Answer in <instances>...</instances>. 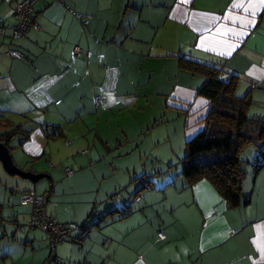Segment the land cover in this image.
I'll use <instances>...</instances> for the list:
<instances>
[{
    "label": "crops",
    "instance_id": "crops-1",
    "mask_svg": "<svg viewBox=\"0 0 264 264\" xmlns=\"http://www.w3.org/2000/svg\"><path fill=\"white\" fill-rule=\"evenodd\" d=\"M19 1L0 0V133L9 131L6 122L31 132L18 134L9 149L17 167L42 178L20 179L0 164V228L9 215L13 231L0 229V244L22 250L15 261L8 246L4 263L264 264L259 150L247 153L244 200L234 207L209 181L190 184L183 160L180 169L171 160L147 161L157 142L152 138L151 151L143 150L141 129L136 136L106 134L111 127L103 123L102 106L109 95L130 98L141 75L153 89L165 85L162 74H177L179 81L186 71L178 57L184 55L223 64L226 82L239 77L238 96L253 101L249 116L264 121V3L41 0L31 28L15 37ZM76 47L81 54H74ZM177 81L171 93L158 95L182 89L175 96L180 106H188L205 83L185 87ZM97 97L104 101L97 104ZM136 154L140 159L131 161ZM29 190L46 195L47 215L70 229L54 250L49 235L26 228L32 208L20 201Z\"/></svg>",
    "mask_w": 264,
    "mask_h": 264
},
{
    "label": "trees",
    "instance_id": "trees-1",
    "mask_svg": "<svg viewBox=\"0 0 264 264\" xmlns=\"http://www.w3.org/2000/svg\"><path fill=\"white\" fill-rule=\"evenodd\" d=\"M178 61L183 71L205 79L197 95L209 102V113L204 120L206 128L187 143L182 175L192 185L209 181L227 203L239 206L244 200L243 182L248 163L241 155L247 147L264 144V121L249 116L253 101L250 95L238 96L239 77L222 80L223 64L184 55ZM5 127L9 131L0 133V143L8 147L18 134L31 133L21 125L13 127L6 122ZM259 151L263 164L258 170L264 167V151ZM141 181L145 187L149 186L147 180Z\"/></svg>",
    "mask_w": 264,
    "mask_h": 264
},
{
    "label": "rangeland",
    "instance_id": "rangeland-1",
    "mask_svg": "<svg viewBox=\"0 0 264 264\" xmlns=\"http://www.w3.org/2000/svg\"><path fill=\"white\" fill-rule=\"evenodd\" d=\"M136 66H138L137 63L133 68H136ZM132 72H135V74L138 75L135 69L131 71V73ZM161 76L167 78V80H165V85L158 84L157 86H154L155 89H153L152 84L145 86V84L141 82L142 75L136 77V79L140 81H135L137 85L133 88L130 87L129 92H133L132 96H130L131 99L123 96L125 98L124 100H116L118 98L115 95H109L108 100L105 103H102V106L107 108V111L104 113L105 117L103 118V123L106 124V126L111 127L107 130L106 134L110 133L111 135L115 131L117 133L116 135L119 137L122 132H125L127 136H136V133L141 129V132H143V138H141V141L144 140L145 144L142 147L143 150L146 152L151 151L152 138L157 142L155 150L147 155V161L151 163L154 162L155 159H162L167 162L171 160L175 165L174 168L179 167L180 169L182 167L181 160H183L186 154L188 141L193 139L199 132L206 128L204 120L209 113V102L207 99L198 96L197 93H193L190 97L191 99L188 101L189 105L180 106L175 98V96L177 97L181 94L182 89L179 88L176 89L172 97L159 96L158 92L167 91L171 93L170 90H175L174 83L178 80L177 74L170 76V73H167L165 75L162 74ZM187 77H189L188 79H190V82L187 80ZM193 79L194 78L191 74L188 75L186 72H182L180 80L177 82H180V84H184V82L186 84V82H188V85L191 83L198 87L204 82V79L201 77H198V79L196 78L197 80H195L194 83ZM199 79L202 80V82H200ZM185 84L183 86L188 87V85L186 86ZM167 105L169 107H167ZM91 108L90 112L95 115L97 111L94 109L93 105H91ZM103 123H100V131L102 128L104 129ZM258 150L263 151L260 144L247 147L241 155L242 159L246 162H250L248 161L249 158L247 153L249 155L250 152H253L257 155ZM136 155L133 158H130L132 159L131 161L140 159V156ZM259 155L260 154H258V156ZM145 158L146 155H144V159ZM130 159L128 161H130ZM252 160L253 159H251V161ZM123 161H127V157L123 158ZM260 161H262V159ZM0 164L3 169H5L1 161ZM11 219L12 218H10L9 215L6 216L4 219L5 221L2 222V229H0L8 230L9 228H7V226H10ZM8 232L13 231L8 230ZM6 239L7 241H12L11 239ZM8 246L11 247V250L15 255V261H17V257L21 254L20 252L22 250L20 251V246L18 244L16 245L11 242V245H9L5 241L3 244H0V264H5L4 260H2L5 256L3 252L7 250ZM12 248L18 250L16 251Z\"/></svg>",
    "mask_w": 264,
    "mask_h": 264
},
{
    "label": "built area",
    "instance_id": "built-area-1",
    "mask_svg": "<svg viewBox=\"0 0 264 264\" xmlns=\"http://www.w3.org/2000/svg\"><path fill=\"white\" fill-rule=\"evenodd\" d=\"M4 3H12L13 0H2ZM41 0H20L15 6V16L17 19V24L14 26L15 37H20L25 35L31 28L32 15L35 5ZM79 19H83L82 15H79ZM84 24L88 25L89 20H84ZM82 53L80 47L74 49V54L79 55ZM104 101V97H97V104ZM66 172L70 175L72 174L71 169H67ZM47 202V197L44 194H38L35 191L29 190L23 194L21 198L22 206H31V218L26 228L30 230H40L45 234L49 235L52 239V250H54L58 244L65 241L69 234L70 229L65 225L59 224L56 220L49 217L46 213L45 206ZM23 228V227H22ZM161 239L164 238L163 233H159ZM55 261L59 259L54 258Z\"/></svg>",
    "mask_w": 264,
    "mask_h": 264
},
{
    "label": "water",
    "instance_id": "water-1",
    "mask_svg": "<svg viewBox=\"0 0 264 264\" xmlns=\"http://www.w3.org/2000/svg\"><path fill=\"white\" fill-rule=\"evenodd\" d=\"M0 161L4 165L6 171L12 175H16L22 179L30 180L32 182H36L42 178V175L23 171L17 167L14 163L9 147L2 143H0Z\"/></svg>",
    "mask_w": 264,
    "mask_h": 264
},
{
    "label": "snow or ice",
    "instance_id": "snow-or-ice-1",
    "mask_svg": "<svg viewBox=\"0 0 264 264\" xmlns=\"http://www.w3.org/2000/svg\"><path fill=\"white\" fill-rule=\"evenodd\" d=\"M261 3H264V0H261ZM237 6H240V5H237ZM248 9L247 8H245V11H247ZM255 13H253V15H254Z\"/></svg>",
    "mask_w": 264,
    "mask_h": 264
}]
</instances>
